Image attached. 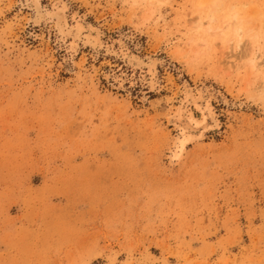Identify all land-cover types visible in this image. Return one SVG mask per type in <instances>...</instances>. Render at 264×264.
Masks as SVG:
<instances>
[{
	"label": "rangeland",
	"instance_id": "rangeland-1",
	"mask_svg": "<svg viewBox=\"0 0 264 264\" xmlns=\"http://www.w3.org/2000/svg\"><path fill=\"white\" fill-rule=\"evenodd\" d=\"M210 1L61 0L104 44L76 53L0 0V264H264V0L211 26ZM237 12L241 37L210 33ZM110 46L158 61V85ZM185 91L215 114L173 162Z\"/></svg>",
	"mask_w": 264,
	"mask_h": 264
},
{
	"label": "bare ground",
	"instance_id": "bare-ground-1",
	"mask_svg": "<svg viewBox=\"0 0 264 264\" xmlns=\"http://www.w3.org/2000/svg\"><path fill=\"white\" fill-rule=\"evenodd\" d=\"M60 1L57 2L52 8L47 9V8L43 7L41 0H23L24 5L26 7H28V8H30L33 11V14H32L33 17L31 19V23H33L34 26H41L43 24L44 25L53 24L54 27H55L54 29L57 32L56 34L58 35L59 40L62 43H66L67 41H71L70 49L73 52L77 53L80 47H88V46H90L91 48H94L96 50L98 48H100V47L103 49V45L104 44L101 42V38L98 35L94 36L91 32H89L88 29L86 31V27H85L86 25L84 26L80 21H77V20H74L73 22L70 23L69 18H68V6L64 2H60ZM221 1L222 0H214V1H210V2H204V3L200 4L199 7H198L200 9V11H204L208 7H209L208 9H210V7H211V9H213V10H211V11H213L212 14L210 16L208 14V16H207L208 18L206 19V20L209 21V23H207V22L206 23L208 25H210V26H211L210 22L212 24H214L215 20L217 22L216 13L220 12V9H221V6H222V5H220L222 3ZM134 3H136V2H134ZM239 17H240L239 12H237L236 14H234V16H232L233 19H232V23L231 24L229 22H226V23L222 24L223 25L222 27H221V24H220L221 28L217 27L218 29L215 28L216 30H211L210 29L209 30L210 33L212 35L213 34H219L223 38L224 37L223 35L226 34V31H228L230 29L229 25H231V28L234 29V31L231 30L233 32V33L231 32L232 35L234 34L235 38H236V36L237 37L238 36L241 37L243 35V33H242L243 21L240 20ZM145 20H147V18ZM199 20H201V19H199ZM196 22H198V21H196ZM206 23H204V24H206ZM200 24H202V23H200ZM205 26H207V25H205ZM198 28H201V26L198 27ZM205 28L206 27H204V29ZM205 31L208 32L207 29ZM252 31H251V33H252ZM254 32H255V30H254ZM249 34H250V32L248 33V35ZM253 34L254 33H252V35ZM244 35H247V32H246V34L244 33ZM231 37H233V36H231ZM245 37L250 39L247 36H245ZM257 38H258V35L256 34V35L251 37L250 41L251 40L255 41ZM233 39H231L230 41H234L235 40V39L234 40ZM248 39H247V41H248ZM237 40H239V38ZM262 40H263V43H264V32L262 34ZM239 42H240V40H239ZM244 43H241V45L242 44L245 45ZM231 45H232V42H231ZM241 45L239 43L238 48H240ZM248 46H249V41H248ZM248 46L246 44V46H245L246 50H244L242 48L243 46H241V48L245 51V53H243L244 51L242 49H241L242 51L240 50L241 53H242L241 57H242L243 60L245 59V62L247 61L246 59L249 58L250 53H251V51L249 50L250 48ZM198 47H199V45H198ZM250 47H251V50L254 48V49H256V51H255V54L253 55V59H251V60L248 59L249 62H247V63H250V65H251L250 67L257 68V67H254V65L257 62V60H259L260 57H261V48H260V45L259 46H255L254 44L253 45L251 44ZM194 48H196V46ZM105 51H106V53H108L110 55L113 54L116 57H119V56H120V58L122 57V59L125 62H127L128 66H134V69H140V70L146 69L147 70V76L149 77V79H146V77H144L143 78L144 81L147 80L148 85L151 86L152 88L154 86L158 85L157 84L158 83V79H157L158 76H157V71H156V67H157L158 61L150 59V58L149 59L147 58V60H145V59H143L141 57H138V56H136L134 54L126 52L127 50H122L121 48L119 49V51H116L113 46L107 47V49ZM193 51H194V49H193ZM195 51H197V50L195 49ZM237 51H239V50H237ZM262 57H264V56H262ZM243 63H244V61H243ZM257 65H258V63H257ZM258 67L262 68L263 66L261 67V65H259ZM263 88H264V86H263ZM203 94L201 92H199V94H194L193 91H185V93H184L185 98L183 99V101L181 100L182 101L181 103H179L180 106L179 105H178L179 107L177 106V109L175 110L174 115L173 116L171 115L169 117V122L175 127L178 126V128L180 130V136L177 137L175 139L174 143H173L174 144V147H173V150H172V154H173V156H172L173 160L172 161L173 162L174 161L178 162L179 159L182 158L183 152L185 151V148H186V146L188 144H190L191 142H194V141L202 139L203 133H197L198 130H202V131L204 130V132H206V129H208L207 128L208 127L207 124L209 122L208 119L212 117V114H213L214 111L211 110L212 108L210 107L209 101L207 102V100H205V97L203 96ZM198 103H200V105H201V103L202 104L205 103V105L202 107V111H201L202 112V117L199 118V119L195 118L191 114L192 112L191 113L188 112V108L189 107L199 108V107H197ZM211 120H212V118H211ZM215 126L217 127V124ZM218 128H219V126H218ZM192 134H196L197 136L194 137L195 135H192Z\"/></svg>",
	"mask_w": 264,
	"mask_h": 264
}]
</instances>
